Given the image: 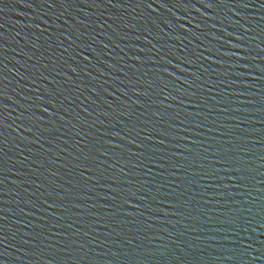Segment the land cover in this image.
<instances>
[{
	"label": "water",
	"instance_id": "1",
	"mask_svg": "<svg viewBox=\"0 0 264 264\" xmlns=\"http://www.w3.org/2000/svg\"><path fill=\"white\" fill-rule=\"evenodd\" d=\"M5 236L3 264H264V0H0Z\"/></svg>",
	"mask_w": 264,
	"mask_h": 264
},
{
	"label": "snow or ice",
	"instance_id": "2",
	"mask_svg": "<svg viewBox=\"0 0 264 264\" xmlns=\"http://www.w3.org/2000/svg\"><path fill=\"white\" fill-rule=\"evenodd\" d=\"M51 206V204L49 205ZM233 235H235V233H233ZM7 239V237H0V244L3 245V249H0V254L3 253L4 250L8 249L9 247H11V245L9 243H5L4 241ZM45 239H47V237H45ZM234 242H236L235 240H233ZM81 248H83V245H80ZM251 248V244H247V248H240L239 251L242 252H247V249ZM229 255L231 254L232 249H227L226 250ZM228 258V256H224L223 259L226 260ZM0 264H3L2 261H0Z\"/></svg>",
	"mask_w": 264,
	"mask_h": 264
}]
</instances>
